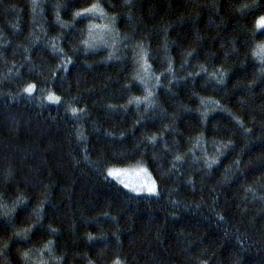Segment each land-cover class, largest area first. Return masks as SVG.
<instances>
[{"label":"trees","instance_id":"obj_1","mask_svg":"<svg viewBox=\"0 0 264 264\" xmlns=\"http://www.w3.org/2000/svg\"><path fill=\"white\" fill-rule=\"evenodd\" d=\"M35 5L0 0V264H264V0Z\"/></svg>","mask_w":264,"mask_h":264},{"label":"snow or ice","instance_id":"obj_2","mask_svg":"<svg viewBox=\"0 0 264 264\" xmlns=\"http://www.w3.org/2000/svg\"><path fill=\"white\" fill-rule=\"evenodd\" d=\"M125 2L127 3L128 2V0H125ZM35 0H33V8H35ZM97 12H99V14L101 15V16H103L104 15V13L100 10V7H99V4H93L92 6H90L89 8H87V9H84L82 12H77L75 15L76 16H82V15H87V14H95V13H97ZM257 23H258V25L259 26H264V17H261V18H259V20L257 21ZM94 27H96V28H99L100 26H94ZM104 27V29L105 30H108V26L107 25H104L103 26ZM87 43V42H86ZM53 47H55V45H53ZM254 55H264V45H258L257 46V51L254 53ZM140 58H141V60H143L144 59V55H143V49L141 48V56H140ZM221 82H222V80H221ZM34 88H35V85H28L25 89H24V91L26 92V93H28L29 95L30 94H32V92L34 91ZM152 96V93L149 91L148 93H147V95L145 96V101H147V102H149V103H151V101H150V97ZM46 99L48 100V101H58L59 100V97H55V95L54 94H52V93H50L47 97H46ZM137 100H139V98H137ZM131 102V101H130ZM71 111L73 112V114H76L78 111H83L82 109H75V108H73V109H71ZM150 142H155V137H151L150 138ZM177 159H180V157H177ZM141 171H146L145 169H141ZM108 175L109 176H112V175H114V171L113 170H109V172H108ZM126 187H127V185H125ZM145 188H146V190L150 193V194H156V187H155V182L153 181L150 185H148V184H146L145 185ZM90 239H91V237H90ZM49 243H51V242H49ZM47 247V246H46ZM27 253H24V256H25V258H27ZM114 264H121V261L119 260V259H117L115 262H114Z\"/></svg>","mask_w":264,"mask_h":264},{"label":"rangeland","instance_id":"obj_3","mask_svg":"<svg viewBox=\"0 0 264 264\" xmlns=\"http://www.w3.org/2000/svg\"><path fill=\"white\" fill-rule=\"evenodd\" d=\"M257 26L264 27L259 26L258 23ZM141 169H145L146 171H141ZM110 170L114 171V175L108 176L117 181L124 188L136 194L150 195V193L146 190L145 185H150L154 180L145 167L135 165L124 168H112ZM125 185H127V187Z\"/></svg>","mask_w":264,"mask_h":264}]
</instances>
